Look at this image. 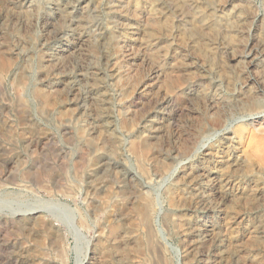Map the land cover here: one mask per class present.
Instances as JSON below:
<instances>
[{
    "label": "rangeland",
    "instance_id": "374dc122",
    "mask_svg": "<svg viewBox=\"0 0 264 264\" xmlns=\"http://www.w3.org/2000/svg\"><path fill=\"white\" fill-rule=\"evenodd\" d=\"M0 57V68L7 64L9 71L2 77L0 104L13 102L20 84L24 114L69 159L87 151L78 140L82 131L109 149L101 170L91 165L79 179L71 164L58 167L53 150L37 157L32 178L62 173L70 196L56 188L48 194L31 177L0 189V264L11 263L7 241L17 236L1 214L28 207L61 223L64 243L53 264H78L94 250L99 255L102 247L88 241L104 216L92 214L86 199L101 185L96 196H109L112 189L122 202L149 195L148 229L168 264H183L184 250L197 241L191 231L204 222L221 238L226 264H264V0H0ZM161 94L174 95L181 111L156 108L160 126L150 133L144 126L148 112L156 111L147 100ZM42 102L51 109L46 119L39 116ZM212 103L223 123L205 129L200 126ZM146 135L147 145L139 144ZM27 136H17L14 146L23 161L38 152L39 141L27 146ZM4 140L0 134V146ZM140 167L148 174L140 175ZM133 172L138 179L129 184L126 176ZM220 174L229 181L226 197L212 185Z\"/></svg>",
    "mask_w": 264,
    "mask_h": 264
},
{
    "label": "bare ground",
    "instance_id": "6f19581e",
    "mask_svg": "<svg viewBox=\"0 0 264 264\" xmlns=\"http://www.w3.org/2000/svg\"><path fill=\"white\" fill-rule=\"evenodd\" d=\"M78 2H81V1H78ZM125 45L123 47H125ZM6 65H3L0 68V93L3 89L2 83L4 82V81L2 82V77L9 74V71L6 68ZM31 74H32V72H31ZM17 86L18 87L16 89L14 87H12L15 89V97H14L13 102H11V103L4 102V103L0 104V106L3 107V109H6V111H7V109L12 111V114L11 113L0 114V134L5 135L4 145L2 143V146H0L1 147L0 151L2 152V155L4 158L2 164L0 163L1 164V166H0V189L6 188V187L11 186V185H17V184H19L20 181L24 182L25 181L24 179L31 177L30 180L35 183L36 187L38 186L40 189H42L44 192H47L48 194H50L52 192L53 188H56V189H58V193L60 192L66 196H70L72 193L71 192L72 189L69 186V184L67 185L68 181L66 179V176H63L62 173L60 174L59 172H56V171L53 172L52 171L47 175L46 174L44 176L40 175L36 179L32 178L31 170L33 168V165L36 163V160H38L37 157H39L40 155H44V153L47 150H53L55 152L54 154H56L58 167H64V166H68L71 164L73 169H76L74 171H78L77 172L78 175H76V173H75V178H78L79 176L83 175L82 172L84 171V169L85 170L89 169L91 167V165L92 166L98 165V169L100 168V170H101V166H104L105 163H107L106 160L109 159L107 157L109 155L105 154V151H108L109 149L104 150V147H102V145L100 143V139L97 138V136L96 137H88V136H86L87 133L84 134L82 131V132L78 133V140L87 148V151H86V153L79 154V156L76 155L74 158L69 159L68 158L69 156L67 157L66 154L64 153V149L62 147H59L58 146L59 144L57 145L55 143L54 138L50 135L48 136V135L44 134L43 132H40V131L37 132V130L34 128L33 120L24 114V109L26 107V104H25L23 94H22L23 89L21 88L22 86H20V84ZM165 91H166V89H165ZM180 93H181V91H180ZM193 95H194L193 92H188L187 96L192 97ZM95 97H96V95H95ZM142 98H145V97H142ZM175 99L176 98L174 97V95H170V94H164V95L161 94L160 100H154L152 98H148L147 102L153 103V106H154L153 109L156 112H150V111L148 112L147 116L151 117V119H149L147 121V125L144 126V127H146L147 132L154 133L155 131L159 130L158 125L160 123V121H159L160 116H155V115H157V111H159L156 108L162 107V106L164 107L167 105H172L174 113H179L181 111V107H179L176 104ZM177 101H178V99H177ZM95 102H97V101H95ZM215 102H216V100H215ZM212 104L213 105L211 107V113L207 117V119H206L207 121H205L206 124L204 123L203 126H200V127H204L205 129H215V128L221 126V123H223L222 122L223 118L221 117L222 115L220 116V113L217 112V110H216V108H217L216 105L218 104V102L216 103V105L214 103H212ZM253 106L255 107V109H257L258 103L253 102ZM224 107H226V106H224ZM221 109H222V107H221ZM38 111H39V116L42 119H46V117H48L51 113V109L48 107L46 102L45 103L44 102L39 103ZM153 114H154V116H153ZM56 118H57V116H56ZM221 118H222V121H221ZM59 120L61 122L64 119H63V117H60ZM161 122H162V120H161ZM177 131H176V133H177ZM25 133L30 134V136H27V139L24 140V142L27 143V146H30V144L33 141H36L35 139H37L39 142L38 143L36 142L38 144L37 148H36V149H38V152L36 154L32 155V151H31V155L29 157V160L23 161L20 159V157L15 155L14 146H15V144H17L16 143L17 136L24 135ZM124 133H125V131H124ZM149 138H152V137H149ZM188 138H189V140H191L190 141L191 144L194 143L193 142L194 137L191 138L189 136ZM147 142H148V137L146 135L142 138V140H141V142H139V144L147 145ZM190 143H189V145H190ZM109 144H111V143H109ZM253 144H254V142H253ZM260 147H261V145H260ZM127 148H128V146H127ZM137 148H138V145L134 146V144L130 148V151L133 154H135L136 156H137V154H136ZM220 148L223 149L222 144L220 145ZM27 149H28V147H27ZM187 150H189L188 147L185 148V151H187ZM25 151H26V149H25ZM111 155H112V153H111ZM113 157H115V156H113ZM28 161H30V164L28 163ZM98 161H100V162L98 163ZM94 162H96V163H94ZM237 165L239 166V164H237ZM233 166H235V165H233ZM63 172H65V171H63ZM86 172H88V171H86ZM93 173H95V171ZM145 173L148 174L147 172H145V169L143 167H140L139 168V174L142 176H145ZM185 174L189 179H192V176L194 174L192 167H187ZM201 174H202V172H201ZM205 174L206 173H204V175ZM89 178L91 179L90 176H89ZM126 179L128 180L129 184H132L135 182V180L138 179V176L136 173L133 172V173L127 174ZM93 181H96V179ZM212 182H213L212 185L214 186V189L216 191H218L220 194H222L223 197L230 195L229 194L230 189L228 188L229 181H228V178L226 177L225 174H220L218 176L216 175L215 177H213ZM91 183H93V182L91 181ZM203 185L205 186V184H203ZM102 186L103 185H101L100 187L93 186L91 188L90 196L88 195V197L86 199L87 208L89 211L92 212V214L101 213V215L104 216L103 217L104 220H102V222H99V223L97 222L98 224H96V227H95L96 230L94 231V236H92V238H91L92 240L88 241V243H90L91 245L93 244L95 247L96 246L102 247V251L99 253V255H96L93 253L95 250L93 252H90L89 256L85 257L82 261L78 262V264H168V261H166L167 259L165 260V258L163 256V252H162L160 245H158V243H157L158 241L156 242V240H154L153 236L150 234L149 229H148L149 225H150L151 216L153 213L152 203L147 198L149 195L147 197L144 195L145 193L135 195L134 197H132L133 196L132 195V196H129L132 198L127 199L128 201L125 200V202H122L121 200L118 199V196H115V194H113L114 196L111 195V193H113V192L110 193V191L112 189L110 191L107 190L110 194L109 196H107V195H105V196L102 195L104 197L96 196L98 191H102ZM106 186H108V185H106ZM103 187L105 188V186H103ZM131 187H133V186H131ZM61 188H62V190H59ZM6 191L4 190V192H6ZM103 194H105V193H103ZM130 195H131V192H130ZM123 197H124V195H123ZM110 202L113 203L112 206L109 205ZM1 215H2L1 222L3 221L5 223V225L9 224L10 225L9 228H11L17 234V236H15L14 240L12 239L10 241H7V243L10 245V249L12 250V253H13L11 260H10L11 261L10 264H53V258H54L53 256L56 255L57 252H59V254H60V250H62V247H63L62 245L64 243L63 239L65 236L63 231H62L61 223L58 220V218H56L54 216H52V218H48L44 214V212L39 210L37 207L36 208L28 207L24 211H23V209H22V211L15 210L10 215H8L7 213H6V215L5 214H1ZM167 220H168V218H167ZM78 221L82 224L81 218L78 219ZM169 221H170V219H169ZM71 223H72L71 225H73V228H75V230H78V234H80L81 233L80 228L75 225L73 220ZM214 233H213V227L209 224V222H204L202 226H199V227H196L195 229H192L191 234L193 235L194 238L197 239V241L192 240V243L184 250L183 264H224L225 263V251H224L225 248H224V245L222 244L221 238L219 239V237L216 236ZM80 235L83 236L82 234H80ZM3 238H4V236H3ZM1 242L3 244L4 241H2L0 239V243ZM13 255H14V257H13ZM55 257H57V256H55ZM61 259H62V257H61ZM241 264H242V262H241Z\"/></svg>",
    "mask_w": 264,
    "mask_h": 264
}]
</instances>
